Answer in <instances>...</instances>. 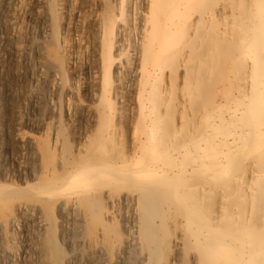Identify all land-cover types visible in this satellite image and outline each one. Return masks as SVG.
<instances>
[{
    "label": "bare ground",
    "instance_id": "1",
    "mask_svg": "<svg viewBox=\"0 0 264 264\" xmlns=\"http://www.w3.org/2000/svg\"><path fill=\"white\" fill-rule=\"evenodd\" d=\"M91 1L19 0L38 7L40 22L36 36L23 27L10 36L21 46L17 57L58 75L59 96L81 91L67 83L78 69L69 66L65 35L79 34L77 45L90 59ZM128 2L101 1L92 63L107 109L126 122V104L115 99L122 67L132 64L136 123L122 140L107 123L89 150L70 137L41 139L36 168L14 174L0 167L1 260L15 263L10 229L32 215L39 221L35 234H25L24 264H264V0L215 8L206 0H146L145 31L125 59L120 35L133 21ZM86 72L89 92L97 81ZM90 117L95 124L97 114ZM12 130L11 150L23 142Z\"/></svg>",
    "mask_w": 264,
    "mask_h": 264
},
{
    "label": "rangeland",
    "instance_id": "2",
    "mask_svg": "<svg viewBox=\"0 0 264 264\" xmlns=\"http://www.w3.org/2000/svg\"><path fill=\"white\" fill-rule=\"evenodd\" d=\"M68 1L70 3L71 0H68ZM101 1L102 0H92L89 3V14H90L89 15V27H90L89 28V43H90L89 44V58L90 59H88V56L85 55L87 53V52H85L86 50L84 48H79L77 45L79 42L78 41V35L79 34H77L74 31H71L72 33L67 32L65 35V38L66 39L68 38L69 42H70V43H68V44H70L69 48H72V49H69L70 50V52H69V64L70 65L69 66H71L72 68L74 67V70L71 69L73 71L78 69L77 73L72 76L73 78L71 77L69 80L67 78V83L70 82L73 85L76 84L74 86L78 87L79 90H81L80 93H78L77 96L75 97L74 95L73 96L66 95L65 93L60 94V96H59V93L56 90V86H53V84L57 85V83L59 82V79L57 80V78H59L58 75L57 76L56 75H52V76L51 75L50 76L44 75L42 69H39V67H36L37 64L33 63L30 58H24L23 56H21V58L17 57L18 53L16 52V50H19L21 48V46L19 44L16 45V44L12 43L10 36L12 37L13 36L12 34H15L14 32H16L18 29H20L22 27L27 28V30L32 29V31L34 33V29H36L35 25L37 26L40 22V20L38 18V11H39V9L37 10L38 7L35 6L34 4L30 5V2H28L27 5H25V6H19V0H15V1L14 0H0V10H1L0 11V21H1L0 22V167L3 170L7 171V173L12 172L14 174H17V172L18 173L23 172V171L29 172L30 167H31V169L36 168V166H37L36 158L39 155V153H38V149L35 148L34 144L36 141H39L41 139H51V141H54V138L56 136V138H57L56 143L59 144L60 143L59 139L65 138V137H70L71 139L70 138H65V139L69 140L70 142L73 141L74 145L77 143H83V144L85 143V146H87V147H85V150H89V148H90L89 141H91V143H92V141L93 142H95L96 140L99 141V140H101V135L104 138V133L101 130H102V128L105 127V125H107V123L109 125H111V124L113 125V126L112 125L111 126L113 127L115 132L118 131L117 134L115 133V137L120 138L119 140H122L121 132H123V130L126 126H127L128 130L131 128L130 130L132 131V129L136 123V115H135L136 104H135V98H133V97H135V91H134V84H132L131 75H130L131 71H132V67H131L132 64H127L126 66L122 67L123 70L127 69L126 70L127 72L124 71V72H126V76L124 74V87H126V88L123 87L121 93L115 99V101H117L118 103L126 104V108L123 110V113L129 119V121L126 122V121L117 120V115L115 116V113L117 114V111H109L107 109L106 101L104 100L103 96L100 93V89L98 88V86H99L98 82L100 80V78H98V77H100V76H99V73L97 72V68L92 63V59H93L92 51H93V47L96 43L94 41L96 40V36L98 34L96 19L99 15V12H100L99 8L101 7ZM110 1H112L113 4L116 3V0H110ZM143 1L144 0H130V3L128 2V4H127V7H126L127 12L126 13H128V15H130V17H131L130 22L132 21V19H133V21H132V25L130 24L131 25L130 27L128 26V24L126 22H124L123 24L121 22V24L123 25L122 26L123 32H121L122 35H120V39H121L120 42H122L126 46V48H124V50H123L124 53H123L122 58L127 59L130 57L131 54L134 53V51L132 50L133 48L130 47V45L139 42L141 39L140 37L143 36V33L145 31V27H146L145 22L147 19V5H146V0L144 2ZM206 1L209 2V4H208L209 8H211V7L215 8L216 5H219L221 3L227 4L228 2H230V0H227L228 2H225L226 0H206ZM98 2H99V5L97 4ZM131 3H133L134 5ZM9 5H10V7H9ZM15 5L17 7L18 6L19 7L17 8ZM130 6H131V8H130ZM196 13L197 12H195L194 15ZM13 14H14V16H13ZM7 16H9V17H7ZM32 16H34V18ZM4 17L5 18L7 17V18L5 19ZM21 17H23V18H21ZM24 17L26 20L24 19ZM14 19H15V21H14ZM93 21H95V22H93ZM34 23H36V24H34ZM6 25H9V27ZM26 26H28V27H26ZM132 27L134 28L133 30H132ZM14 28H16V29H14ZM5 29H7V30H5ZM125 29H127V31ZM3 36L5 37V39ZM35 36H36V34H35ZM133 37H135V38H133ZM71 38L72 39L74 38V39L72 40ZM72 43H74V44H72ZM6 48H7V50H6ZM128 49H130V50H128ZM75 52L77 55L75 54ZM80 53H82V56ZM75 55H76V57H75ZM14 56H15V58H14ZM25 57H26V55H25ZM73 61H75V62H73ZM71 64H73V65H71ZM85 66H88V67H85ZM4 68H6L7 70ZM88 68H89V80L97 81V87H95L94 89H91L92 91H89V92L86 90V86H87V82H88V73L86 72V70H88ZM13 69H15V70H13ZM93 74H95V75L92 76ZM75 77H76V79H75ZM72 79L73 80L75 79V81H73ZM56 80H57V83H56ZM27 82H29V84ZM38 84L39 85L41 84V85L39 86ZM126 84H127V86H126ZM45 85L47 86V88L45 87ZM36 86H38V87H36ZM52 87H53V89H52ZM59 97H60V99H59ZM118 97H119V99H118ZM33 98H34V100H33ZM117 99L120 101H118ZM42 100H43V103H42ZM66 100H68V101H66ZM130 101H131V103H129ZM48 102H50V103H48ZM74 102H77L76 104H78L80 106L76 110L73 108ZM55 104L58 106H56ZM54 105H55V107H54ZM59 105H61L60 108H59ZM64 105H66V106L64 107ZM10 107H11V109H10ZM40 107H41V109H40ZM9 111L11 112V114ZM129 111H130V113H129ZM108 112L110 114H113V116L108 115ZM92 114H95V115L97 114V121L95 124L92 122V119H91L92 117H90V115H92ZM14 115H16L17 117ZM109 116L112 119L109 118ZM40 117L42 118L41 120H40ZM55 117H56V119H55ZM59 118L61 120H59ZM84 119H86V120H84ZM108 119L109 120L111 119L110 121H112V122H109ZM58 121H60V124L58 123ZM83 121H84V123H83ZM66 123H67L68 127L66 126ZM128 123H130V124H128ZM11 124H13V125H11ZM14 124H15V126H14ZM57 124H58V126H57ZM8 127L10 129H8ZM65 127H66V129H65ZM11 128L14 130H12ZM62 128H64L65 132L63 131ZM17 129L22 134L23 133L24 134L22 135ZM69 129H72V131ZM119 129H120V131H119ZM9 130H12L13 134L15 136L17 134V135H19V137H23V142H22L23 144L19 143L17 145V147L12 149V150H11L9 135H8ZM56 130L58 131V135H60L61 137L58 135H55L57 132ZM131 131L130 132L128 131V133L130 134ZM4 133L6 134V136ZM34 134H36V135H34ZM48 134H49V137H48ZM65 134H66V136H65ZM58 137H59V139H58ZM29 143H31V145L32 144L33 145L28 146V145H30ZM6 147H8V148H6ZM2 151L4 152V154ZM20 151H21V154H20ZM35 153H36V155H35ZM13 161H14V164L12 163ZM32 161H34V162H32ZM22 165H24V166H22ZM19 166H21V168ZM9 167H10V170H9ZM12 167H14V168H12ZM6 168H7V170H6ZM53 217L54 218L56 217L55 219H56L57 224H59L61 222V218L59 217V214H58L56 209L53 210ZM38 221L39 220L37 219V217L32 216V215H28L26 218H23V219L21 218V220L19 219L18 221H15L12 229H10L13 231V232H11L12 236L14 235L13 238H15V239H11V242L13 244H16V252H15L16 254L14 257L16 259L14 260L15 261L14 264H24L23 258L25 256V252L28 249V248H26L28 246L25 242V234L27 232H29L31 234L32 233L35 234V232L37 230L36 226H37ZM22 226H24V227H22ZM15 234L16 235L18 234V235L16 236ZM23 241H24V243H22ZM68 246H69V248H71L70 245H68ZM20 255H22V256H20ZM19 256H20V258H18ZM0 264H4V262L1 260V258H0Z\"/></svg>",
    "mask_w": 264,
    "mask_h": 264
}]
</instances>
